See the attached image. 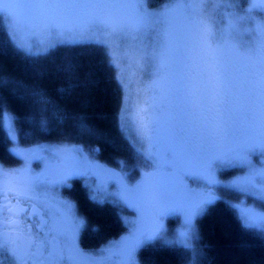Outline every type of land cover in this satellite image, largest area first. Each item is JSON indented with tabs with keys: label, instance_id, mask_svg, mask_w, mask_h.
<instances>
[{
	"label": "snow or ice",
	"instance_id": "snow-or-ice-1",
	"mask_svg": "<svg viewBox=\"0 0 264 264\" xmlns=\"http://www.w3.org/2000/svg\"><path fill=\"white\" fill-rule=\"evenodd\" d=\"M220 6L178 0L160 12L152 0H0L12 24L10 40L28 57L46 59L57 44L76 46L31 80L0 76V116L9 131L5 90L28 102L30 111H52L61 123L95 134L82 111L54 101L42 83L45 76L62 78L57 95L74 96L82 108L96 98L115 101L118 128L138 139L147 169L134 181L110 173L133 218L118 241L86 252L78 244L83 221L59 188L85 169L105 170L76 145L16 149L23 166H0V252L9 264H76L74 252L87 255V264H140V249L161 234L170 214L184 218L185 264H207L194 242V222L218 199L217 170L233 164L248 175L231 184L260 204L240 209L243 224L264 236V0H251L243 14L228 18V37L209 14ZM244 24L255 25L249 39H234ZM195 158L204 159L202 168L187 165ZM33 161L43 164L39 172ZM198 180L206 191L195 202L174 197L176 186Z\"/></svg>",
	"mask_w": 264,
	"mask_h": 264
},
{
	"label": "trees",
	"instance_id": "trees-1",
	"mask_svg": "<svg viewBox=\"0 0 264 264\" xmlns=\"http://www.w3.org/2000/svg\"><path fill=\"white\" fill-rule=\"evenodd\" d=\"M93 47H99L91 45ZM62 46L45 58L28 57L11 42L5 20L0 14V76L31 80L41 69H50L53 62H60L69 49ZM115 74V70H113ZM52 99L69 109L82 111L95 127L93 135L82 134L71 123H61L52 111H30L29 104L18 94L5 90L8 114L14 118L19 143L23 147L39 144H74L88 150L98 149V159L110 168L124 171L130 181L140 178L145 163L134 151L119 130L115 116V101L108 103L94 99L92 106L81 107L74 96L61 98L56 89L65 86L62 78L45 76L42 80ZM47 123L42 124L41 120ZM0 164L6 168L21 165L11 152V140L0 116ZM63 195L75 202L84 227L79 236V246L86 252H94L118 238L126 231L122 220L123 209L111 204H99L91 198L81 179L73 180L63 190ZM198 244L207 257V264H264V236L261 232L246 228L229 203L218 200L197 220ZM140 264H185V249L170 246L161 241L145 244L139 251Z\"/></svg>",
	"mask_w": 264,
	"mask_h": 264
},
{
	"label": "rangeland",
	"instance_id": "rangeland-1",
	"mask_svg": "<svg viewBox=\"0 0 264 264\" xmlns=\"http://www.w3.org/2000/svg\"><path fill=\"white\" fill-rule=\"evenodd\" d=\"M4 2H7V0H4ZM152 2L158 8H160L162 5H166V4L170 5L172 3L178 2V0H152ZM180 2L195 3V2H198V0H180ZM210 2L212 4H217V3L221 4V6L218 8H216V7L210 8L209 14L213 17V19L215 21V28L220 30L222 33H224L225 37H228L229 34L232 33V28L227 23L228 18L231 17L234 13H236L238 11L240 12V14H243L242 9L247 8L248 3L251 2V0H210ZM228 3H231L232 5H234V7H228V5H227ZM158 11L163 12V11H165V9H164V7H161L160 9H158ZM0 14L3 16V18L5 20L6 27H7L9 36H10L11 34H13L11 21L9 20L6 13L0 12ZM253 15H255V13H253ZM257 19H258V17H257ZM251 27H255V25L254 24H252V25L244 24L239 30V35L237 36V35L233 34V38L247 41L249 39V33L247 30ZM17 38H21V37L18 36ZM92 45H96V46L100 47V45L95 44V43H93ZM62 46H74V45L57 44V46L55 48L51 49L50 52L55 50L56 48L62 47ZM147 71H148V69H144L141 71V79L143 81L147 80V75H146ZM135 87H136V85H133V89H135ZM133 98H135V97L133 96ZM3 124H4V122H3ZM4 128H5L8 136L11 140V152H12V154L17 159H19L21 161V165H19L18 167L23 166V160L21 159L20 156H18L16 154V149H18V148L29 149V148L40 147L42 149L47 150L49 148L57 147L60 145V144H46V143H44V144H39V145H34V146H29V147H23L19 143L18 133H17V129L15 126L14 118L12 119V130L9 131L8 127L5 124H4ZM13 134H15V136H16L15 140H13L11 138ZM122 134H123L124 138L127 140V142L134 149V151L143 159V161L146 165V158H145L143 152L140 150L141 144L138 141V139H136L135 136L132 135L131 132H128L127 135L125 133H122ZM69 145H74V144H69ZM76 146L82 149L83 153L88 157V159L90 161H92L96 165H100L102 167V169L105 171H100L98 169H93V170L89 171V170L85 169V172L83 175L74 176L66 184L60 186L59 195L63 199L64 198L63 190L66 188H69V186L73 180L81 179L84 181L85 186L89 190L91 198L93 199V201H95L99 204H111V205H115L117 207H121L123 209L122 220H123V223L125 224L126 231L122 235H120L118 238L112 240V241H118L122 236L127 234L128 221L133 218L130 215V213L133 210L128 208L127 205L116 195L117 187L114 184V181L110 176V173H112V172L119 173L126 180H130V179L124 171H119V170L110 168L106 164L102 163L97 157V154L99 153L98 149L88 150L82 146H78V145H76ZM38 163L40 164V167H36V165ZM204 164H205V161L203 158H195V159H192V160L187 162V165L189 167L194 168V169L202 168L204 166ZM0 166L4 167L1 164H0ZM18 167H16V168H18ZM32 167L36 172H39L41 170V168H43V164L40 163L39 161H33ZM4 168H6V167H4ZM146 170H147L146 167H144L143 171H146ZM143 171H142V173H143ZM247 171H248V169L241 164H233L230 166H224V167H221L220 169L217 170V178L222 181V186H218V188L216 190V195L218 197V199L216 201L223 200V201H226L227 203L231 204L236 209V211L238 212L241 220H242V217L240 215V209L242 207H256L257 209L260 208L259 201L256 198H250L249 196H246L242 193L237 192L236 187L231 184V181H233V180H242L244 177H246L248 175ZM188 180L191 181L192 177H188ZM205 191H206V189L204 187V182L202 180H198L197 182L192 183L188 188L176 186L174 188L173 195L179 202L192 203V202H195L197 199H199L204 194ZM216 201H214V202H216ZM74 211H75L76 216L80 220L83 221V225L81 227V230H82L84 227V220L79 215V213L77 212L76 207H74ZM201 216H198L194 222L195 223V233H194V242L195 243H198V233H197V229H196V222ZM251 229L261 232V230L259 228L251 227ZM183 230H184V218H183V216H181L179 214H170V215L166 216L163 220V229H162L161 234L157 238H155L151 241H148L147 243L158 240L164 244H167L170 246H178L180 248L185 249L183 247L182 242H181L182 238L179 235L180 232ZM112 241H110V242H112ZM108 244H106L103 247H106Z\"/></svg>",
	"mask_w": 264,
	"mask_h": 264
},
{
	"label": "flooded vegetation",
	"instance_id": "flooded-vegetation-1",
	"mask_svg": "<svg viewBox=\"0 0 264 264\" xmlns=\"http://www.w3.org/2000/svg\"><path fill=\"white\" fill-rule=\"evenodd\" d=\"M63 199L68 200L72 205L74 204V207H76L75 202L70 200L68 197L64 196ZM76 210H77V207H76ZM77 212H78V210H77ZM81 231L82 230L80 229L79 236H80ZM79 236H78V244H79ZM94 252H96V251H94ZM73 258L76 261V264H87V260L89 259V257L87 255L82 254L80 252H74ZM0 264H9V258L3 252H0Z\"/></svg>",
	"mask_w": 264,
	"mask_h": 264
}]
</instances>
